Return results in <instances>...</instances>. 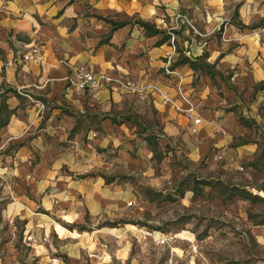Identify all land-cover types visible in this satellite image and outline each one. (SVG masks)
Segmentation results:
<instances>
[{"label": "crops", "instance_id": "0c3cea01", "mask_svg": "<svg viewBox=\"0 0 264 264\" xmlns=\"http://www.w3.org/2000/svg\"><path fill=\"white\" fill-rule=\"evenodd\" d=\"M263 1L0 0V155L12 162L2 167L35 194L64 197L71 207L63 219L73 223L101 214L107 198L122 192L121 175L150 173L151 122L163 132L155 137L159 146L166 136L227 153L246 130L234 105H242L243 120L264 121L257 114L264 106V31L257 39L243 34L260 28L251 24L264 16ZM34 47L40 56L31 54ZM80 67L111 80L80 90L69 80ZM127 79L156 87L134 94L118 82ZM180 83L199 123L186 113ZM236 88L245 90L239 100ZM256 144L235 149L252 155ZM76 227L54 225L62 238L86 231Z\"/></svg>", "mask_w": 264, "mask_h": 264}, {"label": "rangeland", "instance_id": "374dc122", "mask_svg": "<svg viewBox=\"0 0 264 264\" xmlns=\"http://www.w3.org/2000/svg\"><path fill=\"white\" fill-rule=\"evenodd\" d=\"M251 25L260 28L245 30V40L264 31V16ZM235 92L239 100L245 90ZM241 106L233 107L246 130L223 154L214 144L166 136L159 146L163 132L149 123L150 173L121 175L122 192L107 198L103 212L73 223L63 219L71 207L64 197L35 194L7 174L12 162L0 155V264H264V121L243 120ZM250 141L252 155L236 151ZM59 224L86 231L62 238Z\"/></svg>", "mask_w": 264, "mask_h": 264}, {"label": "built area", "instance_id": "2783aa9c", "mask_svg": "<svg viewBox=\"0 0 264 264\" xmlns=\"http://www.w3.org/2000/svg\"><path fill=\"white\" fill-rule=\"evenodd\" d=\"M177 20H182L188 25H190L193 29H196L193 22L191 21L190 17L185 13H178L175 17ZM174 34L172 33V45L173 48H175V39ZM32 55L34 56H40L41 55V49L39 47H34L32 49ZM166 71L168 73H173L174 70L170 69V60L167 61L166 64ZM69 80L77 86L78 89L84 90V89H91L95 90L99 87H102L104 84V81L111 80L106 75H99L93 71L86 70L83 67L77 68L73 75L69 77ZM121 85V87L127 89L129 92L143 95L145 93H148L150 90L155 89L156 85L149 83V82H141V81H135L131 79L127 80H119L118 81ZM178 92L181 97V99L188 105L186 109V113L190 118L195 117V123H199L201 121V118L197 115L196 107L193 98L188 95L182 88V84L180 83L178 86ZM166 100H170L168 95L165 93L164 95Z\"/></svg>", "mask_w": 264, "mask_h": 264}, {"label": "trees", "instance_id": "16d2710c", "mask_svg": "<svg viewBox=\"0 0 264 264\" xmlns=\"http://www.w3.org/2000/svg\"><path fill=\"white\" fill-rule=\"evenodd\" d=\"M113 24H114V27H118L120 25H123L124 22H121V23H113ZM141 24L144 25V26H146V27L148 26L147 23H144V22H142ZM262 87H264V82L262 84ZM261 224H264V223H261Z\"/></svg>", "mask_w": 264, "mask_h": 264}]
</instances>
